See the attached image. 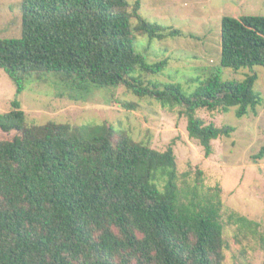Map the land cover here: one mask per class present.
Here are the masks:
<instances>
[{"label": "trees", "instance_id": "trees-1", "mask_svg": "<svg viewBox=\"0 0 264 264\" xmlns=\"http://www.w3.org/2000/svg\"><path fill=\"white\" fill-rule=\"evenodd\" d=\"M21 37L0 40V69L21 95L28 81L53 77L73 90L121 88L188 119L205 156L231 126L206 124L201 110L258 115L256 77L224 83L222 69L264 67V17H225L220 69L192 93L148 79L138 38L163 41L177 31L146 22L128 0H21ZM125 108L138 106L123 102ZM264 160V147L254 156ZM223 189L203 172L181 179L173 146L164 152L109 123L32 124L17 101L0 113V264H224ZM239 234L259 225L232 215Z\"/></svg>", "mask_w": 264, "mask_h": 264}, {"label": "rangeland", "instance_id": "rangeland-1", "mask_svg": "<svg viewBox=\"0 0 264 264\" xmlns=\"http://www.w3.org/2000/svg\"><path fill=\"white\" fill-rule=\"evenodd\" d=\"M140 5L146 22L161 26L178 36L149 42L138 38L136 47L146 51L151 64L167 61L160 76L148 79L182 87L187 93L197 88L196 81L209 70L220 69L221 24L225 17H264V0H128ZM21 0H0V40L21 37ZM256 77L255 91L263 98L258 115L236 116L201 110L197 116L218 128L231 126L230 138L213 141V153L206 157L198 142L189 138L188 119L179 109L163 108L154 99H140L121 88L73 90L46 76L28 81L21 95L0 69V113L12 110L17 101L28 121L82 125L109 123L129 133L135 140L149 142L159 152L173 146L181 179L193 182L203 172L204 186L223 189L221 221L228 248L224 264H264V160L254 156L264 147V67L235 72L222 69L224 83ZM137 105V110L122 103ZM236 215L259 225L258 235L239 234L230 221Z\"/></svg>", "mask_w": 264, "mask_h": 264}]
</instances>
